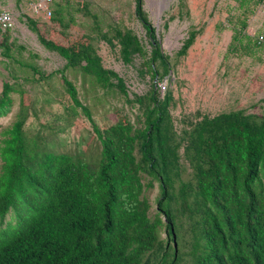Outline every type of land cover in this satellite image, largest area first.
<instances>
[{"label":"trees","instance_id":"16d2710c","mask_svg":"<svg viewBox=\"0 0 264 264\" xmlns=\"http://www.w3.org/2000/svg\"><path fill=\"white\" fill-rule=\"evenodd\" d=\"M61 1L53 3L49 24L25 18L39 42L65 60L64 67L44 72L20 63L32 74L27 81L60 74L68 94L65 111L87 117L100 150L91 160L83 153L54 151L39 136L31 137L24 129L28 111L21 97L15 120L0 131V221L9 212L13 219L0 227V264H264V116L231 110L183 120L177 131L172 92H160L158 81L187 54L202 27L189 26L174 62L162 49L144 0H134V14L149 54L129 28L101 32L106 43L116 42L124 63L143 58L139 71L150 75V88L129 98L124 78L103 66L91 37L66 32ZM234 1L240 12L227 19L228 51L251 56L264 40L247 33V14L262 0ZM176 5L179 20L188 16L185 0ZM10 32L0 29L1 55L17 60ZM68 68L78 69L102 93L119 94L137 106L135 122L115 110L113 123L102 128L66 77ZM15 90L14 83L3 82L0 117L13 105ZM182 159L191 169L188 179ZM155 182L159 193L151 216L144 193Z\"/></svg>","mask_w":264,"mask_h":264},{"label":"rangeland","instance_id":"374dc122","mask_svg":"<svg viewBox=\"0 0 264 264\" xmlns=\"http://www.w3.org/2000/svg\"><path fill=\"white\" fill-rule=\"evenodd\" d=\"M28 1L0 0V10L7 9L14 17L10 41L13 43L12 55L17 59L4 58L0 50V91L5 81L14 83L16 88L11 93L13 105L6 115L0 117V131L15 120L22 97L28 111L24 129L31 137L39 136L45 146L54 151L83 153L93 160L100 150L99 141L82 112L76 117H69L65 111L64 104L67 103L68 94L60 74L55 73L43 82L26 80L31 79L32 74L20 62L32 64L44 72L59 70L65 65V60L56 52L46 49L39 42L36 33L28 27L25 16L50 23V20L41 16H31L26 9ZM185 1L189 14L184 15L181 20L176 16L177 0H144L143 4L148 18L156 27L162 49L171 56L173 62L174 53L181 46L189 26L202 27L187 54L176 61L169 76L158 81L162 84L159 87L161 95L169 89L174 97L170 113L177 131L184 126L183 120L195 121L202 115L214 116L241 109L245 113L264 116V46L251 56L228 51L232 30L227 19L231 14H239L237 2ZM61 3L65 22L69 24L66 32L73 38L82 34L91 37L103 66L124 78L129 98L133 97V93H145L150 88V75L139 71L143 58L134 56L130 63H124L116 42L114 41L115 46H111L100 36L101 32L113 35L115 28H129L139 37L149 54L150 46L145 31L134 14V0H62ZM252 7L254 12L247 14L246 31L251 36L264 35V0ZM91 13L96 17L91 16ZM71 17L73 22L70 21ZM57 37L62 40L59 35ZM64 73L75 84L81 102L91 108L93 118L102 128L113 123L115 110L133 122L140 114L137 106L127 103L119 94H104L102 90L95 88L89 78L78 69L68 68ZM20 90L24 91L23 95ZM180 153L182 154V150ZM182 165L185 167L183 178H190L191 169L184 159ZM158 193L157 182L144 193L151 204V216L155 211ZM10 220H13L11 212L0 221V227H4ZM165 236L163 227L160 237Z\"/></svg>","mask_w":264,"mask_h":264},{"label":"built area","instance_id":"2783aa9c","mask_svg":"<svg viewBox=\"0 0 264 264\" xmlns=\"http://www.w3.org/2000/svg\"><path fill=\"white\" fill-rule=\"evenodd\" d=\"M58 0H29L27 3V11L31 16L43 17L45 20H50L52 16L53 3ZM14 24V17L12 13L7 9L0 10V29H12ZM263 35H258V41H263ZM159 86L162 87V84L159 83Z\"/></svg>","mask_w":264,"mask_h":264},{"label":"water","instance_id":"95a60500","mask_svg":"<svg viewBox=\"0 0 264 264\" xmlns=\"http://www.w3.org/2000/svg\"><path fill=\"white\" fill-rule=\"evenodd\" d=\"M174 245H175V243H174Z\"/></svg>","mask_w":264,"mask_h":264}]
</instances>
